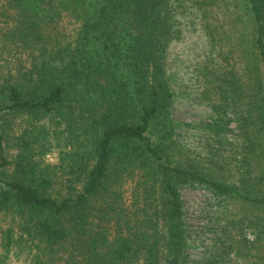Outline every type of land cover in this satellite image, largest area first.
<instances>
[{
  "label": "trees",
  "instance_id": "1",
  "mask_svg": "<svg viewBox=\"0 0 264 264\" xmlns=\"http://www.w3.org/2000/svg\"><path fill=\"white\" fill-rule=\"evenodd\" d=\"M236 10L241 64L200 73L238 157L204 166L176 137L170 0H0V264H189L183 187L234 204L222 252L264 264V0Z\"/></svg>",
  "mask_w": 264,
  "mask_h": 264
},
{
  "label": "rangeland",
  "instance_id": "2",
  "mask_svg": "<svg viewBox=\"0 0 264 264\" xmlns=\"http://www.w3.org/2000/svg\"><path fill=\"white\" fill-rule=\"evenodd\" d=\"M198 1L200 0H170L175 25L180 32L168 49L167 71L175 92L173 116L179 124L176 137L181 144L182 153L208 166L212 165V160L216 161L218 151L223 161H232L231 158L238 157V154L231 151L236 145L233 137L224 136L221 140L223 148L219 147L206 127L205 122L212 114L209 104L216 96L213 94L214 89L207 85L201 75V68L208 70L213 65L223 68L226 61H223V57H227L229 63L238 67L241 64L238 39L240 33L245 32L246 26L236 14L238 0H206L200 5L204 10L199 8ZM210 25L218 28L213 36L207 34ZM70 27L71 23L66 21L65 28ZM230 49L233 51L232 55L229 53ZM230 127H234V124L231 123ZM56 156L55 150L50 151L45 160L55 162ZM223 170L228 180L232 179V163H226ZM181 196L187 228L189 264H254V256L245 260L233 253L222 252L219 242L221 226L237 210L234 204L227 200L219 202L202 188L183 187ZM5 223V217L0 214V227ZM10 263L20 264V261L12 258Z\"/></svg>",
  "mask_w": 264,
  "mask_h": 264
}]
</instances>
